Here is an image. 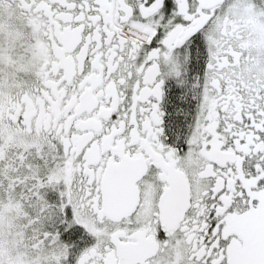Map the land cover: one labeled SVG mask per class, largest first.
Wrapping results in <instances>:
<instances>
[{
    "label": "flooded vegetation",
    "instance_id": "af4514ba",
    "mask_svg": "<svg viewBox=\"0 0 264 264\" xmlns=\"http://www.w3.org/2000/svg\"><path fill=\"white\" fill-rule=\"evenodd\" d=\"M112 12L0 0V264H264V0Z\"/></svg>",
    "mask_w": 264,
    "mask_h": 264
},
{
    "label": "rangeland",
    "instance_id": "374dc122",
    "mask_svg": "<svg viewBox=\"0 0 264 264\" xmlns=\"http://www.w3.org/2000/svg\"><path fill=\"white\" fill-rule=\"evenodd\" d=\"M2 20L0 19V45L4 41V37L1 36L2 31ZM15 35H20L21 32L19 30L12 31ZM3 40V41H2ZM26 56L23 52H21L17 48H13L8 52H2L0 56V74L2 76V81L0 82V94H8L11 91H15L22 87L21 84H18L15 87H12L8 84H13L14 82L10 80L9 76H12L16 73L20 75L21 70L26 68ZM0 76V77H1ZM8 82V84H6ZM55 258L53 256L50 257V262L53 264Z\"/></svg>",
    "mask_w": 264,
    "mask_h": 264
},
{
    "label": "water",
    "instance_id": "95a60500",
    "mask_svg": "<svg viewBox=\"0 0 264 264\" xmlns=\"http://www.w3.org/2000/svg\"><path fill=\"white\" fill-rule=\"evenodd\" d=\"M136 204V201L133 203L132 205V209L133 207L135 206ZM107 216H110V209H109V202L108 200L107 201H104V211H103Z\"/></svg>",
    "mask_w": 264,
    "mask_h": 264
},
{
    "label": "trees",
    "instance_id": "16d2710c",
    "mask_svg": "<svg viewBox=\"0 0 264 264\" xmlns=\"http://www.w3.org/2000/svg\"><path fill=\"white\" fill-rule=\"evenodd\" d=\"M67 235H69L70 237H74V236H77V233L74 230H71V231L67 232ZM68 239H70V238H68Z\"/></svg>",
    "mask_w": 264,
    "mask_h": 264
}]
</instances>
